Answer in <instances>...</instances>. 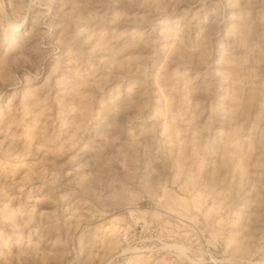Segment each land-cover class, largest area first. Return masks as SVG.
<instances>
[{
    "label": "rangeland",
    "instance_id": "obj_1",
    "mask_svg": "<svg viewBox=\"0 0 264 264\" xmlns=\"http://www.w3.org/2000/svg\"><path fill=\"white\" fill-rule=\"evenodd\" d=\"M0 264H264V0H0Z\"/></svg>",
    "mask_w": 264,
    "mask_h": 264
}]
</instances>
